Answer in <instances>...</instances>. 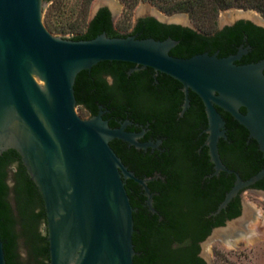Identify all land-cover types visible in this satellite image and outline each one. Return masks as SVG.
Instances as JSON below:
<instances>
[{
  "label": "water",
  "instance_id": "1",
  "mask_svg": "<svg viewBox=\"0 0 264 264\" xmlns=\"http://www.w3.org/2000/svg\"><path fill=\"white\" fill-rule=\"evenodd\" d=\"M47 4V0H0V156L16 150L41 193L47 224L39 229L47 233L50 264H135L136 209L124 177L143 184L151 196L150 190L147 180L131 172L110 144L115 137L129 135L112 128L100 115L87 118L78 105V74L102 61H122L153 67L191 88L206 104L208 145L219 171L228 169L218 150L225 122L217 106L248 129L264 157V57L238 64L246 53L242 47L224 57L208 52L177 57L170 53L178 43L173 38L111 37L105 32L92 39L62 37L46 25ZM106 4L117 12L114 26L124 34L132 32L136 19L146 14L167 23L192 25L190 14L164 15L153 11V5L139 2L132 25L119 28L127 5L107 0L95 1L86 24ZM261 17L256 9L219 11L217 28L240 18L264 25ZM14 174L10 169L7 179L12 202ZM262 179L264 166L247 180L238 176L219 210L242 188ZM249 192L264 195V190L255 188ZM249 192L244 193L248 206L243 218L229 222L227 229H216L213 238L244 231L243 225L251 216ZM242 238L214 244L249 246L246 236ZM17 252L19 260L27 264L30 251L23 238ZM205 252L208 262L214 264L211 242L205 245ZM0 264H7L1 231Z\"/></svg>",
  "mask_w": 264,
  "mask_h": 264
},
{
  "label": "flooded vegetation",
  "instance_id": "2",
  "mask_svg": "<svg viewBox=\"0 0 264 264\" xmlns=\"http://www.w3.org/2000/svg\"><path fill=\"white\" fill-rule=\"evenodd\" d=\"M102 9L108 10L114 24L117 12L107 4ZM149 18L165 26L194 31L196 35L190 37L192 43L199 39L198 35L214 38L218 33L231 29L239 34L240 39L235 44V51L225 55H222V49L212 51L208 47L201 51L180 50L178 46L181 40L177 33L176 36L170 34L165 38H173L178 42L170 53L182 58L203 52L218 53V56L224 57L237 53L242 47L246 53L237 61L238 64L249 62L247 59L253 52L250 33L258 36L259 29L264 30V25L255 19L240 18L233 24L221 25L213 33H205L187 22L167 23L157 16L146 14L136 19L132 32L128 34L138 36L136 28ZM86 77V100L81 104L87 113L86 117L100 115L112 128L123 129L129 135L127 138L115 137L110 144L131 172L147 180L151 196L143 184L124 177L135 212L143 209L146 223L148 219L156 218V225H163L164 221L167 223V214L180 216L181 225L186 224L190 228L185 231L183 242L196 244L197 257L204 264H212L208 262L205 252L208 242L212 246L216 242L243 239L247 235L245 231L216 238L213 236L216 229H227L229 222L243 218L248 206L244 196L246 191L249 192L250 188L264 190L262 179L258 181L261 182L258 186L257 182L251 187L242 188L219 210L238 176L247 180L249 172L255 170L249 162L254 156L252 148H249L254 140L249 137V131L230 112L217 106L225 122L218 150L223 165L228 169L218 171L208 145L210 124L206 104L191 88L186 89L182 82L153 67H142L130 62L116 67L98 63L87 71ZM241 111L246 112V108L242 107ZM232 122L234 125H231ZM241 140H245L244 145H239ZM254 141L257 144L256 153L263 160L262 168L263 153Z\"/></svg>",
  "mask_w": 264,
  "mask_h": 264
},
{
  "label": "trees",
  "instance_id": "3",
  "mask_svg": "<svg viewBox=\"0 0 264 264\" xmlns=\"http://www.w3.org/2000/svg\"><path fill=\"white\" fill-rule=\"evenodd\" d=\"M52 1V0H47ZM206 0H184L172 5V10H189L194 11V6L203 5ZM213 11L218 12L222 9L245 5L264 10V0H211ZM139 32L137 37H153L158 40H164L167 35L176 33L181 40L180 50L201 51L205 48L222 49V55L235 51V44L240 39L238 33L231 29L220 32L214 38H205L198 35L199 39L192 43L190 37L194 31L179 29V27H169L157 22L154 18H149L136 28ZM105 32L108 36H127L119 32L110 19L107 9H102L89 22L85 33L72 37L73 39H92ZM256 36L250 33V42L254 49L246 63L259 61L264 57V30L259 29ZM174 52V51H172ZM231 55V54H230ZM122 61H102L99 64L105 66H119ZM88 70L81 71L76 79L75 92L78 105L85 102L84 89L87 80L86 73ZM236 122V121H235ZM237 123V122H236ZM238 124V123H237ZM231 125H234L233 122ZM243 128H246L242 125ZM247 129V128H246ZM248 130V129H247ZM245 132L248 133V131ZM255 140V139H254ZM249 148L253 150L254 156L249 159L250 164L254 165L255 170L249 172L248 178L256 174L261 168L262 159L257 152L255 141ZM257 142V141H256ZM245 144V140L239 141V145ZM10 169L15 170L13 186L14 202L9 199L11 189L7 183ZM262 180L261 182H263ZM258 182L257 186L261 184ZM135 232L133 240L135 249L138 254L134 257L135 264H204L197 257L196 244H185L183 241L189 228L182 223L180 216L167 214L168 222L164 221L163 225H156V218L146 223V213L141 209L134 213ZM47 224L44 202L41 193L31 179L26 167L24 166L20 154L9 149L0 156V231L4 241L7 264H26L19 260L17 252L18 241L23 238L29 247L30 259L27 264H50L49 242L47 233L42 234L39 227L41 224ZM146 223V224H145Z\"/></svg>",
  "mask_w": 264,
  "mask_h": 264
},
{
  "label": "rangeland",
  "instance_id": "4",
  "mask_svg": "<svg viewBox=\"0 0 264 264\" xmlns=\"http://www.w3.org/2000/svg\"><path fill=\"white\" fill-rule=\"evenodd\" d=\"M96 0H53L47 4L44 19L48 29L55 35L72 38L85 33L86 24ZM127 5L119 28L130 27L136 14L139 2L153 5L154 10H160L164 15L190 14L192 26L208 33H213L218 26L219 11L214 12L211 0L203 5L194 6V11L172 10V5L184 0H107ZM256 9L262 14L264 10L245 5L232 6L224 10ZM251 209L254 214L250 220L257 234L253 240L246 236L249 246L235 247L213 243L214 264H264V195L250 194ZM254 216V217H253ZM252 221V222H251ZM259 226V227H258ZM261 236V237H260Z\"/></svg>",
  "mask_w": 264,
  "mask_h": 264
},
{
  "label": "bare ground",
  "instance_id": "5",
  "mask_svg": "<svg viewBox=\"0 0 264 264\" xmlns=\"http://www.w3.org/2000/svg\"><path fill=\"white\" fill-rule=\"evenodd\" d=\"M254 212V210H252L251 209V216L248 218V220L245 222V224L243 225V230L246 232V233H252L248 238H249V240L251 241V240H253L254 238H255V236H256V232L253 230L255 227L252 225V224H250V220H251V218H252V215L254 214L253 213ZM254 217V216H253ZM252 222V221H251ZM259 227V226H258ZM261 237V236H260ZM254 241V240H253ZM252 242V241H251Z\"/></svg>",
  "mask_w": 264,
  "mask_h": 264
}]
</instances>
